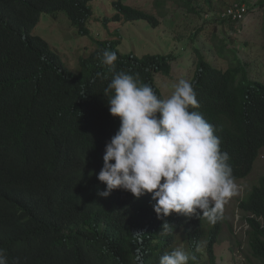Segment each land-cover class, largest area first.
I'll list each match as a JSON object with an SVG mask.
<instances>
[{
	"label": "trees",
	"instance_id": "trees-1",
	"mask_svg": "<svg viewBox=\"0 0 264 264\" xmlns=\"http://www.w3.org/2000/svg\"><path fill=\"white\" fill-rule=\"evenodd\" d=\"M92 1L0 0V249L8 264H158L182 243L195 257L189 264L201 263L202 247L204 264H218L215 246L223 231V211L215 223L202 211L158 218L151 193L135 198L117 188L108 197L98 195L106 188L98 180L105 145L120 126L103 94L107 84L124 72L164 98L156 78L172 74L175 56L122 53L119 36L98 40L80 58L77 72L72 71L32 30L42 13L56 17L64 12L79 35L88 36ZM113 4L117 12L105 23L145 19L159 25L155 13L123 0ZM239 24L235 31L241 30ZM209 31V37L219 39L218 57L237 54ZM236 40L231 39L233 44ZM104 50L117 54L113 66L102 63ZM196 53L189 81L199 106L189 111L214 126L235 181L247 178L264 148L261 67L240 56L221 67L198 48ZM238 208L251 255L264 264V174ZM165 222L171 228L167 235L161 233Z\"/></svg>",
	"mask_w": 264,
	"mask_h": 264
},
{
	"label": "clouds",
	"instance_id": "clouds-1",
	"mask_svg": "<svg viewBox=\"0 0 264 264\" xmlns=\"http://www.w3.org/2000/svg\"><path fill=\"white\" fill-rule=\"evenodd\" d=\"M248 11L249 7L239 21L223 17V12L219 18L241 23ZM116 60L114 51H103V64L113 66ZM103 94L110 114L119 117L120 126L105 145L98 180L106 188L98 195L108 197L117 188L130 191L135 198L151 193L158 218L173 212L191 217L202 211V217L215 223L224 204L238 194V185L229 154L221 151L214 126L200 113L189 111L199 106L191 82L180 79L165 99L137 77L119 72ZM170 231L165 222L161 233ZM194 259L177 247L165 252L158 264H189ZM0 264H8L3 249Z\"/></svg>",
	"mask_w": 264,
	"mask_h": 264
},
{
	"label": "rangeland",
	"instance_id": "rangeland-1",
	"mask_svg": "<svg viewBox=\"0 0 264 264\" xmlns=\"http://www.w3.org/2000/svg\"><path fill=\"white\" fill-rule=\"evenodd\" d=\"M114 1L116 0L91 2L94 14L89 23L91 34L88 36L79 35L64 12L56 17L42 13L32 32L45 38L74 72L78 70L80 58L95 49L98 40L119 36L122 39L119 46L122 53L134 52L139 56L146 53L173 54L175 59L172 61V74L157 75V82L165 99L172 94L174 85L180 79L189 81L193 77L195 60L199 59L196 48L221 67H227L236 57H247L250 63L261 67L264 77V5H258L260 0H123L155 13L159 20L157 27H153L145 19L105 23V17H111L117 12ZM234 2H244L249 7L247 19L240 23L242 28L239 31L234 29V25L239 23L221 21L219 18L221 12ZM209 30L223 38L221 42L234 47L237 54L222 53L218 57L216 43L219 39L209 37ZM232 38L238 40L233 44ZM263 174L264 148L249 176L235 181L238 194L223 206L224 226L215 246L218 264L258 263L251 255L246 237L247 228L238 204ZM182 246L180 243V247ZM200 252V264H204L206 253L203 247Z\"/></svg>",
	"mask_w": 264,
	"mask_h": 264
},
{
	"label": "built area",
	"instance_id": "built-area-1",
	"mask_svg": "<svg viewBox=\"0 0 264 264\" xmlns=\"http://www.w3.org/2000/svg\"><path fill=\"white\" fill-rule=\"evenodd\" d=\"M248 6L246 3H234L229 6L222 14L223 17L239 21L243 20L246 16Z\"/></svg>",
	"mask_w": 264,
	"mask_h": 264
}]
</instances>
